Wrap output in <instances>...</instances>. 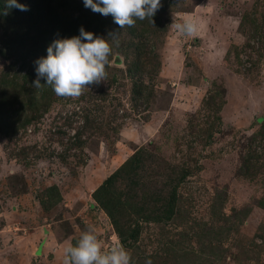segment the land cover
I'll return each mask as SVG.
<instances>
[{
  "label": "rangeland",
  "instance_id": "1",
  "mask_svg": "<svg viewBox=\"0 0 264 264\" xmlns=\"http://www.w3.org/2000/svg\"><path fill=\"white\" fill-rule=\"evenodd\" d=\"M168 2L151 25L156 39L145 42L142 97L117 59L107 81L78 98L38 92L48 109L37 125L0 130V264H63V249L86 225L105 248L120 242L92 192L143 145L149 173L190 172L180 186L186 213L144 229L140 264H264V0ZM185 17L199 21L195 37L174 28ZM117 34L122 46L138 39L132 27ZM11 62L0 54V75ZM19 70L28 72L19 66L12 75ZM12 88L0 85V98ZM249 155L257 167L247 176L238 171ZM53 185L61 198L47 208ZM242 210L238 230H229Z\"/></svg>",
  "mask_w": 264,
  "mask_h": 264
},
{
  "label": "trees",
  "instance_id": "2",
  "mask_svg": "<svg viewBox=\"0 0 264 264\" xmlns=\"http://www.w3.org/2000/svg\"><path fill=\"white\" fill-rule=\"evenodd\" d=\"M18 3L26 5L27 10L11 8L5 15L6 0H0V23L6 35L5 39L3 35L0 36V44L9 47V52L6 48H0V54L12 60L10 68L0 75V85L4 84L8 89L13 87L14 91L0 98V130L7 135L17 134L20 128H26L28 125H37L43 111L48 109V106L39 100L37 93L42 92L43 97L52 89L51 86L44 84L37 90L32 84L37 78L36 61L47 56V49L54 40L79 35L82 26L86 31L105 38L109 37L107 33H119L122 29L114 22L112 15L104 16L86 8L84 0H18ZM169 3L168 0H161V7L153 16V22L151 19H137L135 26H141L140 32L136 33L135 26L132 27L134 35L138 36L137 42L134 41L133 44L127 40L124 46L116 44L109 57L110 63H116L117 59H120L118 64L127 62V71L135 80L133 92L138 97L143 96L145 89L141 75L146 72L143 67V58L148 53L145 52L146 43L156 39L158 34V28L151 25L158 26L161 21L160 11ZM150 29L153 32H150ZM19 66L27 67L28 72L22 73L19 70L12 75V70ZM117 70L118 68H115L116 72ZM116 72L114 77L117 76ZM41 83L46 81L42 79ZM23 93H26V100L21 102L19 97ZM27 109H30L31 113L23 115ZM20 154H25V151H20ZM150 157L146 146L136 148V151L92 192L96 205L109 216L120 243L130 252L132 264L142 263L137 249L142 233L150 223L178 221L186 213L180 186L186 182L190 171L182 170L178 176L166 172L149 173L147 164ZM251 161L253 160L250 155L245 156L238 172L247 176L254 173L253 169L257 164ZM145 172L148 173L147 180ZM47 190L51 198L43 200V204L48 208L54 202L60 201L61 196L56 185ZM260 206L264 208V202H261ZM247 211L233 214L231 222L229 221V230H238L241 215ZM258 235L260 236V232ZM168 247L169 245H166V252L170 251Z\"/></svg>",
  "mask_w": 264,
  "mask_h": 264
},
{
  "label": "clouds",
  "instance_id": "3",
  "mask_svg": "<svg viewBox=\"0 0 264 264\" xmlns=\"http://www.w3.org/2000/svg\"><path fill=\"white\" fill-rule=\"evenodd\" d=\"M84 6L104 16L112 15L114 22L123 29L134 27L137 19L152 20L161 7V0H84ZM11 8L27 10L18 0H6L4 14ZM172 24L185 36L195 37L200 31L195 18L185 17L182 23ZM118 35L96 36L82 26L79 35L54 40L47 49V56L36 61L37 78L32 86L39 90L47 84L57 96L75 99L89 85L107 81L106 66L110 65L113 47L109 38L118 44ZM42 79L46 83H41ZM63 256V264H132L130 252L120 242L114 241L110 247H104L94 225H86L75 244L69 243L63 249Z\"/></svg>",
  "mask_w": 264,
  "mask_h": 264
},
{
  "label": "water",
  "instance_id": "4",
  "mask_svg": "<svg viewBox=\"0 0 264 264\" xmlns=\"http://www.w3.org/2000/svg\"><path fill=\"white\" fill-rule=\"evenodd\" d=\"M38 251H39V253H42V247H41V248H39V250H38Z\"/></svg>",
  "mask_w": 264,
  "mask_h": 264
},
{
  "label": "crops",
  "instance_id": "5",
  "mask_svg": "<svg viewBox=\"0 0 264 264\" xmlns=\"http://www.w3.org/2000/svg\"><path fill=\"white\" fill-rule=\"evenodd\" d=\"M43 252V251H42Z\"/></svg>",
  "mask_w": 264,
  "mask_h": 264
}]
</instances>
